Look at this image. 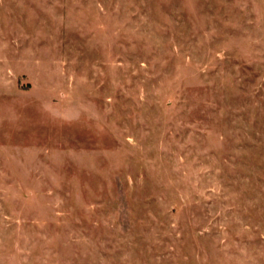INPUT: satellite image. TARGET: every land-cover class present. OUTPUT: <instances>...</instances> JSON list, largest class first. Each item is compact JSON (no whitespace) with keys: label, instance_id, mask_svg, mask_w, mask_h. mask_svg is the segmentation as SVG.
<instances>
[{"label":"rangeland","instance_id":"1","mask_svg":"<svg viewBox=\"0 0 264 264\" xmlns=\"http://www.w3.org/2000/svg\"><path fill=\"white\" fill-rule=\"evenodd\" d=\"M0 264H264V0H0Z\"/></svg>","mask_w":264,"mask_h":264}]
</instances>
